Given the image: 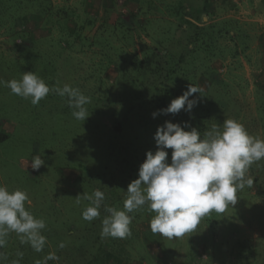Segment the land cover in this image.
Returning a JSON list of instances; mask_svg holds the SVG:
<instances>
[{
	"label": "rangeland",
	"instance_id": "374dc122",
	"mask_svg": "<svg viewBox=\"0 0 264 264\" xmlns=\"http://www.w3.org/2000/svg\"><path fill=\"white\" fill-rule=\"evenodd\" d=\"M49 1V22L29 16L22 38L0 29V79L19 80L23 72L32 71L50 88L64 84L79 88L91 99L85 105L90 115L83 122L75 119L67 98L54 92L34 106L30 98L0 85V138L7 136L0 142V185L26 192V210L45 221L42 233L53 231L58 246L69 240L80 242L92 222L82 219L90 202L77 204L76 196L91 194L112 180L115 164L108 156L110 127L116 110L119 120L122 118L131 93L128 88L133 92L149 82L158 89L152 90L154 97L142 116L150 119L147 129L127 128L123 134L137 154L131 181L138 177L145 153L156 151L154 133L165 121L178 123L186 116L181 127L186 131L195 128L203 136L212 125L233 119L250 135L264 140V52L260 49L264 43L259 42L264 0H209L211 13L201 14V18L213 22L216 29L229 31H215L218 36L213 37L212 46H201L196 59L192 58L194 63L180 68L177 83L175 75L172 79L164 75L169 63L162 60L166 59L165 49L169 51V45L175 46L179 38L177 27L185 23L187 0ZM64 23L88 41L96 33L104 40L87 46L72 35L66 47L61 43L67 37ZM25 40L31 41L33 50L25 52L27 47H21ZM45 61L51 65L42 64ZM160 63L159 75L149 71L141 76L148 64L153 71ZM136 76L140 78L137 82L130 81ZM190 84L203 90L202 95L190 97L198 100L191 112H159L157 104L166 108ZM153 112L158 114L153 117ZM166 151L170 162L172 150ZM33 156L44 160L38 170L30 167ZM247 175L253 178V187L239 191L234 206L223 214L213 212L202 218L196 231L181 238L153 234L149 224L154 213L148 212L147 205L128 213L131 235L102 238V219L107 215L102 206L100 217L93 220L99 226L93 233L88 228L86 234L88 264L100 256L101 249L112 252L121 264H263L264 251L252 246L264 245V159L253 163ZM129 183L117 190L118 203L109 195L103 203L122 210ZM255 250L257 257L251 253ZM54 263L63 264L60 259Z\"/></svg>",
	"mask_w": 264,
	"mask_h": 264
},
{
	"label": "clouds",
	"instance_id": "9594fccd",
	"mask_svg": "<svg viewBox=\"0 0 264 264\" xmlns=\"http://www.w3.org/2000/svg\"><path fill=\"white\" fill-rule=\"evenodd\" d=\"M0 85L32 105H37L50 92L66 97L72 116L84 121L89 115L85 105L91 102L79 88L64 84L63 87H49L45 81L32 71L23 72L19 80L4 81ZM202 89L190 84L182 95L174 98L163 114H176L181 110L191 112L198 100L194 94ZM158 113L153 112L155 117ZM156 151H147L145 160L140 164L138 177L127 186V197L123 208L117 209L103 202L105 194L97 189L91 194L76 196V203L81 200L90 204L82 211V219L93 221L100 217L103 206L107 213L102 219L101 237L126 238L131 235L132 217L128 213L147 205V210L154 213L150 220V230L168 239L181 238L198 229L202 218L215 212L223 214L229 206L237 203V193L252 188L254 180L248 176L250 166L264 159V140L250 135L243 124L233 119H225L222 125L212 127L201 135L195 128L185 130L178 123L165 121L154 133ZM166 149H171L168 162ZM33 170L44 164L41 156H33L29 162ZM28 201L26 192L15 189L9 191L0 185V248L6 244L9 233L15 232L21 244H28L41 252L46 244L42 230L46 224L43 219L35 218L26 210ZM65 245L59 244L60 248ZM22 259L23 253L17 252ZM0 254V260L5 259ZM55 253H48L43 264L57 260ZM12 264H20L13 260ZM36 264H42L40 260Z\"/></svg>",
	"mask_w": 264,
	"mask_h": 264
},
{
	"label": "trees",
	"instance_id": "16d2710c",
	"mask_svg": "<svg viewBox=\"0 0 264 264\" xmlns=\"http://www.w3.org/2000/svg\"><path fill=\"white\" fill-rule=\"evenodd\" d=\"M45 1V2H43ZM189 2V11L185 14V23L177 27V31H180L179 38L174 42L175 46H171L168 49H165V57L162 61L169 63V68L165 71L166 78H174L176 83L179 81V78L176 76L181 67L188 66V63H194V59L198 56V51H201V46H212L213 37H217V33H222L224 31H229L226 27L215 28L213 22L208 23L206 20H203L201 14L211 13L209 10L210 4L208 5L209 0H187ZM194 2L196 4H194ZM51 2L49 0H0V29L4 28L11 36H17L22 38L24 34V25L29 16L38 18V21L43 19L49 22V17H52L49 13ZM197 5V6H196ZM192 9V11H191ZM65 14V13H64ZM57 15V13H56ZM200 15V16H199ZM225 22V21H224ZM64 28L67 31V37L61 38L64 45L69 46L70 40L69 36L75 35L81 41L82 45H87L88 42L90 45H97L103 42L102 34H94L88 41V38L81 36L80 33H77L76 29L70 28L66 23H64ZM217 33H216V32ZM233 36V34H230ZM20 41V40H19ZM27 46H26V45ZM31 41L25 40L21 47L24 49L27 47V51L31 49ZM62 47V46H61ZM177 48V49H176ZM25 50V49H24ZM33 50V49H31ZM23 52V51H22ZM189 55L191 58H189ZM194 58V59H192ZM169 59V60H168ZM42 64L51 65L50 61H45ZM161 63L156 66L152 71L148 67L145 69V72L141 76H145L151 71L155 75L160 74ZM44 70H47L46 65ZM149 68V69H148ZM178 68V70H177ZM52 71L55 70L54 66H51ZM48 72V71H47ZM52 76V75H51ZM130 81L137 82L140 78L136 76ZM4 80V79H3ZM147 82V81H145ZM142 85V83H141ZM155 83L150 84L147 82L144 87L134 90L133 88H128L131 93H129L128 102H126V108L122 114V118H118V112L113 114L112 127L111 129V138L108 141V156L115 164V173L112 177V180L107 183H102L99 186V190L103 191L105 194V200L109 197L112 199V202L118 203L120 201L117 196L119 189L126 186L127 182H131L130 178H133V172H135L134 165H136L137 154L135 152V147L131 140L124 139L125 129L129 128L130 130H136L142 128L143 131L147 129V126L150 122L148 117L143 118V114L148 109V106L151 104V100L154 97L153 92H157L158 89L154 86ZM132 87V85H131ZM157 109H162L163 106L157 104ZM188 120L186 116H183L181 120L178 121V124L181 125L182 120ZM153 122V120H152ZM144 133V132H143ZM7 136L0 138L2 142ZM109 195V196H108ZM110 202V203H112ZM98 221V220H97ZM97 221H92L91 224L85 227V232L88 234V228L93 233L95 226H99ZM84 234V238L81 237V241L76 242L74 240H69L65 242V246L60 248L55 241V234L53 231L42 233L46 237V244L43 251L36 252L30 245L21 244L20 238L14 232L9 233L6 238V244L4 247L0 248V254H3L6 257L3 260H0V264H12L13 260H20V264H36L37 260H40L43 264L44 258L48 253H57L58 259L61 260L63 264H88V235ZM73 238V237H72ZM94 243H100L98 235H96ZM258 246V247H257ZM256 247L252 246V249H258L264 251V245L258 244ZM260 246V247H259ZM251 250V249H250ZM249 250V251H250ZM17 252L23 253V258L20 259L17 256ZM253 256L257 257V250L251 252ZM115 259V264H121V260L118 259L112 252L101 249V254L99 257L91 258L92 264H110L111 260ZM263 264H264V253H263ZM55 261L49 260L47 264H55Z\"/></svg>",
	"mask_w": 264,
	"mask_h": 264
},
{
	"label": "crops",
	"instance_id": "0c3cea01",
	"mask_svg": "<svg viewBox=\"0 0 264 264\" xmlns=\"http://www.w3.org/2000/svg\"><path fill=\"white\" fill-rule=\"evenodd\" d=\"M263 24V26H262V35H260V37H259V42H260V45L262 44V43H264V23H262ZM260 49H261V51H262V53L264 52V49L262 48V47H260Z\"/></svg>",
	"mask_w": 264,
	"mask_h": 264
}]
</instances>
